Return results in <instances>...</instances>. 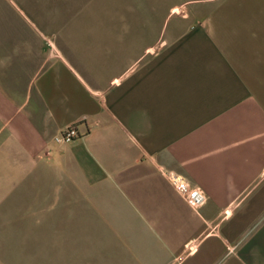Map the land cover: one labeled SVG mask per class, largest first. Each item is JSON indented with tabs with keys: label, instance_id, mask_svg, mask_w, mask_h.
<instances>
[{
	"label": "crops",
	"instance_id": "obj_1",
	"mask_svg": "<svg viewBox=\"0 0 264 264\" xmlns=\"http://www.w3.org/2000/svg\"><path fill=\"white\" fill-rule=\"evenodd\" d=\"M10 168L74 218V260L45 263L264 264V0H0Z\"/></svg>",
	"mask_w": 264,
	"mask_h": 264
},
{
	"label": "rangeland",
	"instance_id": "obj_2",
	"mask_svg": "<svg viewBox=\"0 0 264 264\" xmlns=\"http://www.w3.org/2000/svg\"><path fill=\"white\" fill-rule=\"evenodd\" d=\"M22 173V169H0V241L13 240L15 246L20 244L17 242L25 244L24 249L10 248L14 252L13 263L24 264L21 258L24 251L25 255L27 251L30 253L26 259L31 257V264H49L45 262L60 258L74 260V232L65 231L74 225V218L38 216L39 207L34 205L40 201H32L39 196L38 186L32 185L29 191ZM47 203L42 202V213L49 210Z\"/></svg>",
	"mask_w": 264,
	"mask_h": 264
},
{
	"label": "built area",
	"instance_id": "obj_3",
	"mask_svg": "<svg viewBox=\"0 0 264 264\" xmlns=\"http://www.w3.org/2000/svg\"><path fill=\"white\" fill-rule=\"evenodd\" d=\"M78 136L74 125H70L57 133L53 139L56 143L69 142ZM169 179L175 189L183 196L185 201L194 209H198L204 202L203 193L196 187L188 186L183 178L177 174H169Z\"/></svg>",
	"mask_w": 264,
	"mask_h": 264
}]
</instances>
